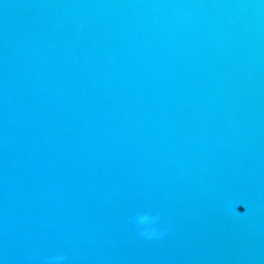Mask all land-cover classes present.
<instances>
[{"label":"water","instance_id":"obj_1","mask_svg":"<svg viewBox=\"0 0 264 264\" xmlns=\"http://www.w3.org/2000/svg\"><path fill=\"white\" fill-rule=\"evenodd\" d=\"M0 264H264V0H0Z\"/></svg>","mask_w":264,"mask_h":264},{"label":"clouds","instance_id":"obj_2","mask_svg":"<svg viewBox=\"0 0 264 264\" xmlns=\"http://www.w3.org/2000/svg\"><path fill=\"white\" fill-rule=\"evenodd\" d=\"M141 217H147V218H150L148 213H143V214L141 215ZM141 217H140V218H141Z\"/></svg>","mask_w":264,"mask_h":264}]
</instances>
